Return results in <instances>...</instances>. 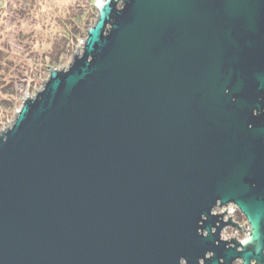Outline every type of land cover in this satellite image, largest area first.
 <instances>
[{"label":"water","instance_id":"water-1","mask_svg":"<svg viewBox=\"0 0 264 264\" xmlns=\"http://www.w3.org/2000/svg\"><path fill=\"white\" fill-rule=\"evenodd\" d=\"M95 4L0 129V264H264V0Z\"/></svg>","mask_w":264,"mask_h":264},{"label":"rangeland","instance_id":"rangeland-1","mask_svg":"<svg viewBox=\"0 0 264 264\" xmlns=\"http://www.w3.org/2000/svg\"><path fill=\"white\" fill-rule=\"evenodd\" d=\"M95 1L0 0V129L10 124L22 98L42 86L51 67H65L81 49L96 18ZM231 215L240 228L226 226L222 236L241 238L246 220L237 209Z\"/></svg>","mask_w":264,"mask_h":264},{"label":"built area","instance_id":"built-area-1","mask_svg":"<svg viewBox=\"0 0 264 264\" xmlns=\"http://www.w3.org/2000/svg\"><path fill=\"white\" fill-rule=\"evenodd\" d=\"M227 208H230L231 209V211L230 212H228V213H226L225 214V217H227V214L229 215V213H230V215L229 216H231L232 217V213H233V211H234V209H236V206L234 205V204H232V203H228L227 204V206H226ZM218 210L219 211H221V210H224V207H219L218 208ZM229 237V236H228Z\"/></svg>","mask_w":264,"mask_h":264},{"label":"flooded vegetation","instance_id":"flooded-vegetation-1","mask_svg":"<svg viewBox=\"0 0 264 264\" xmlns=\"http://www.w3.org/2000/svg\"><path fill=\"white\" fill-rule=\"evenodd\" d=\"M224 218H226V217L224 216Z\"/></svg>","mask_w":264,"mask_h":264},{"label":"trees","instance_id":"trees-1","mask_svg":"<svg viewBox=\"0 0 264 264\" xmlns=\"http://www.w3.org/2000/svg\"><path fill=\"white\" fill-rule=\"evenodd\" d=\"M86 35V34H85Z\"/></svg>","mask_w":264,"mask_h":264}]
</instances>
